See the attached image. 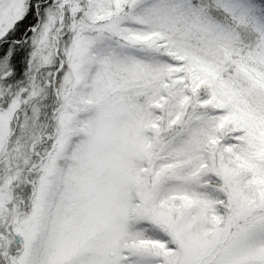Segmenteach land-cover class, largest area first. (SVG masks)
Listing matches in <instances>:
<instances>
[{
    "label": "snow or ice",
    "instance_id": "snow-or-ice-1",
    "mask_svg": "<svg viewBox=\"0 0 264 264\" xmlns=\"http://www.w3.org/2000/svg\"><path fill=\"white\" fill-rule=\"evenodd\" d=\"M0 264H264V0H0Z\"/></svg>",
    "mask_w": 264,
    "mask_h": 264
}]
</instances>
